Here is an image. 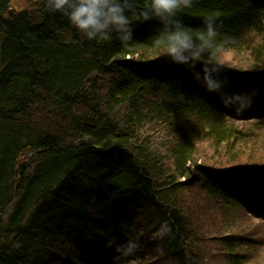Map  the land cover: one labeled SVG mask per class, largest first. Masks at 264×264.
I'll return each instance as SVG.
<instances>
[{
	"label": "trees",
	"instance_id": "1",
	"mask_svg": "<svg viewBox=\"0 0 264 264\" xmlns=\"http://www.w3.org/2000/svg\"><path fill=\"white\" fill-rule=\"evenodd\" d=\"M11 1L0 0V264H113L110 238L141 244L165 224L153 243L164 261L217 264L215 252L243 264L253 239L224 230L210 246L193 205L197 197L222 217L232 205L264 214V157L243 162L233 148L244 135L237 122L264 120V39L244 74L222 66L225 92L258 90L234 117L187 65L151 46L163 25L138 19L146 0L130 14L128 46L115 35L88 41L47 0L17 12ZM209 14L221 53L263 33L258 0H194L180 15L196 28Z\"/></svg>",
	"mask_w": 264,
	"mask_h": 264
},
{
	"label": "clouds",
	"instance_id": "2",
	"mask_svg": "<svg viewBox=\"0 0 264 264\" xmlns=\"http://www.w3.org/2000/svg\"><path fill=\"white\" fill-rule=\"evenodd\" d=\"M193 3L194 0H146L138 19L158 20L163 30L151 41V46L159 49L171 62L187 65L194 79L202 81L207 92L216 93L225 109L242 116L252 107L257 92L224 91L227 79L219 78L222 65L218 58L221 47L217 42V19L209 14L202 18L199 27L186 25L180 14L190 10ZM135 4L136 0H47V9L67 17L88 41L110 42L115 35L122 45L128 46L135 41L130 18ZM197 63L201 64L199 71L196 70ZM167 231V225H162L160 236L163 237ZM106 246L114 248L116 252L113 264H123L125 259L134 257L141 248L138 238L119 243L116 237H112Z\"/></svg>",
	"mask_w": 264,
	"mask_h": 264
},
{
	"label": "rangeland",
	"instance_id": "3",
	"mask_svg": "<svg viewBox=\"0 0 264 264\" xmlns=\"http://www.w3.org/2000/svg\"><path fill=\"white\" fill-rule=\"evenodd\" d=\"M261 1V0H258ZM29 6V0H12L10 10L19 11L25 9ZM248 40L243 43L245 46L240 52H235L233 50H226L220 52L219 62L225 68H236L241 69V71L235 73L244 74L247 68H250L252 61V47L256 45V42L264 39V29L263 33L258 32L252 33L245 37ZM245 41V40H244ZM243 41V42H244ZM251 47V48H250ZM227 71V70H226ZM262 72L255 73L252 76L261 75ZM248 120V119H247ZM241 132L244 133L242 136L238 135L235 137L233 148L239 153V160L245 161L254 158L264 157V120L258 122H243V120L237 122L235 125ZM208 142L203 141L198 145V150L200 153L206 156L210 155L212 150ZM221 152H224L221 150ZM241 155V156H240ZM253 156V157H252ZM258 163V162H257ZM260 163H258L259 165ZM194 194H201L200 190L196 187H192ZM195 189V190H194ZM195 199V206L197 209L196 217L201 221L202 226L207 225L208 234L207 242L210 246L215 245V235H221L224 230L230 231L234 235H238L241 238L254 241L253 245L249 249H246L247 260L243 264H264V214H252L246 211L243 207L238 205H232L229 207L228 212L223 215L215 214L213 207L208 204H203L204 201H200L197 197ZM202 202V203H201ZM192 203V202H191ZM194 207V209H195ZM201 217V218H200ZM211 234V235H210ZM142 237V234L140 233ZM160 232L154 234H148L143 236L141 240V252L137 256L131 257L129 264H154L155 261H160L158 264H170L169 261H164L161 256H156L160 253L157 245H153L157 240L160 241ZM211 259L217 261V264H224L222 258L214 252Z\"/></svg>",
	"mask_w": 264,
	"mask_h": 264
}]
</instances>
